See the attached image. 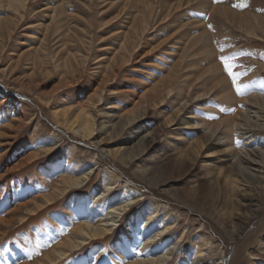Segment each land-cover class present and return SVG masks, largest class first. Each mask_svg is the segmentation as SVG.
I'll use <instances>...</instances> for the list:
<instances>
[{"label": "rangeland", "instance_id": "rangeland-1", "mask_svg": "<svg viewBox=\"0 0 264 264\" xmlns=\"http://www.w3.org/2000/svg\"><path fill=\"white\" fill-rule=\"evenodd\" d=\"M249 26L260 36L251 35ZM200 52L199 61L190 63V55ZM210 65L221 67L223 84L245 99L242 105L238 101L234 109L231 101L221 107L226 100L216 95L219 87ZM261 65L264 0H26L21 9L0 0V235L7 231L0 239V264L48 261V244L62 240L63 229L88 221L89 205L99 210L119 204L127 185L143 194L114 235L88 245V261L95 258L92 250L104 247L101 264H116L120 240L144 230L137 237L140 243L157 230L165 214L149 220L148 205L158 202L179 215L175 231L164 233L168 244L176 245L169 264H195L200 230L211 237L208 253L218 256V264L223 254L234 257L239 249V264H264V182H249L245 173L233 169L237 154L242 167H250L249 158L264 167V156L251 154L254 149L264 152V146L239 140L248 127L260 133L264 129ZM177 85L184 90L177 93ZM66 109L89 110L96 121L94 133L87 137L70 127L56 113ZM173 116L198 128L184 123L170 127ZM156 127L160 130L152 147L145 137ZM191 141H203L194 163L211 175L212 189L220 196L228 191L225 202L216 204L218 215L195 209L174 194L197 185L193 170L168 165ZM119 148L135 161L125 164L108 152ZM241 152L249 157L243 160ZM93 166L84 187L70 188L54 204L32 211L42 203L37 202L39 193L59 192L70 176ZM107 168L119 182L97 202ZM145 169H154L162 187H151L134 174ZM223 176L233 183L224 185ZM248 208L257 211L250 221L244 214ZM10 210L14 213L7 216ZM24 216L30 218L22 224ZM184 230L188 236L179 241ZM84 254L76 252L60 264H76Z\"/></svg>", "mask_w": 264, "mask_h": 264}, {"label": "bare ground", "instance_id": "bare-ground-1", "mask_svg": "<svg viewBox=\"0 0 264 264\" xmlns=\"http://www.w3.org/2000/svg\"><path fill=\"white\" fill-rule=\"evenodd\" d=\"M23 1L25 2L26 0H20V1L19 0H10V3L15 5L17 9H21V7L23 5ZM246 20L248 21L247 18H246ZM249 33L251 35L256 36V37L260 36L257 34V30H255L254 28H251L250 26H249ZM193 48H191V49H193ZM203 48L204 47L199 46L198 49H203ZM210 49L214 51L213 48H210ZM200 54H202V53L200 52L197 54L195 53L193 55H190L191 59H189V62L190 63H195V62L197 63L196 60L199 61V59H200L199 55ZM220 68L221 67H219V65H210L207 69H208L209 73L211 74V76L213 77L214 81L217 80V81H215V85H218V87H219L218 90H216L217 97L219 99L226 100V103L221 105V107L230 106L231 101H233V102H235V104L232 106H234V109H235L237 104H238L236 102L239 101V103L242 105L245 102V99H239V97L237 98L238 92H236V90H231L229 88V86H226L223 84V81H222L223 78L221 77V75L223 76V74L220 72V71H222V70H220ZM260 68L264 70V65H261ZM181 78H183V77L181 76ZM170 82H172V81H170ZM236 83H238V82H236ZM168 86H169L168 90L171 91L173 84L170 83ZM187 87H189V85ZM182 90H184V88H181L180 85H177V93L182 91ZM248 100L250 101L251 98H248ZM154 102H155V104L157 103L156 100ZM257 102H258V100H257ZM253 103H254V100H253ZM217 105H219V103ZM251 105L253 107H255L254 104L251 103ZM258 107L260 108V106H258ZM214 108H215V106H212L211 110L215 111L216 109H214ZM208 109H210V108H208ZM232 109H233V107H232ZM16 110L17 109H14V107H13L12 112H15ZM9 111H10V109L8 107L5 112L8 113ZM56 113H58V114L62 113L64 121H66V123L70 127H72L73 129L80 130L84 136H87V137L91 136L96 129V121L93 119V117H91V115L89 114V110H87V109H83L78 113L71 112L68 109L62 110V111H59ZM211 113H213V112H211ZM226 118H225V120H227ZM182 121H184V122H182ZM168 123H169L170 127L172 125L178 124V126H176L178 128L179 126H182V124L184 123L185 127L189 126V127H193V128H198V126H196V125L191 126L192 123H190L189 120L177 119L175 116H173L169 120ZM225 124H227V123H225ZM159 130H160V127H156L155 130L152 131L151 135L148 134V136L145 137L146 140L149 139V141H152L151 142L152 147L157 142L156 137H157V132H159ZM260 130L262 131V133L248 127L246 132H245V133H247L246 136H241L239 139L240 142H242L241 145H252V144L259 145V144H262L264 146V129H260ZM179 134H181V133H179ZM208 142H209V140H208ZM210 142L212 144V140ZM98 143L100 144V143H104V142L102 140V141H99ZM202 143H203V141H202ZM202 143L197 142V141L195 143V142L191 141V144L188 147H186V151L180 153L179 156L175 160H173L172 162H169L168 165L171 167L174 165H177L178 168H179V166L181 168H184L186 172H189L192 170L195 172V177L198 178L197 182H195V183H197V185H195L193 187V189L184 188V189L179 190L177 188L178 190L174 194L180 196L185 202H188V205L192 206L193 208L199 209V210L204 211V212H206L208 210L209 212H207V213H210L213 215V213H217L216 212V204H218L219 199H222L221 201L225 202L226 198H228L229 195H228V191L226 188H225L226 189L225 193H221L222 197L220 195H218V193H216L212 189V186H211L212 182H210V176L211 175L207 174V172L205 171L206 169L204 167H201L204 165H200V166L195 165L194 161H196L198 155L200 154V152L204 146V144H202ZM56 146H57V143H55L53 147H56ZM225 149H227V148H225ZM54 150L55 149H53L51 151L53 152ZM254 151H255L254 153L253 152L251 153L254 156H256V157L264 156V152L262 150L254 149ZM108 152H110L113 157L119 159L121 162H123L125 164H132L135 161L133 159V157L130 158L125 151L121 150V148L111 149V150L108 149ZM243 153H246V154H243ZM243 153L241 152V156H243V160H244V157H249V153H247V152H243ZM234 154H235V152H234ZM234 158H237V159L233 162V169H237L238 172L245 173V175L248 176L247 181L256 182L257 185H259V183L264 182V170H262V169H264V167H263L261 162L257 161L255 158H253V159L249 158L247 160V162H249L250 167H246V166L242 167V165H241L242 161H240V156H238V154H237L234 156ZM251 165H253V166H251ZM223 168H224V166H223ZM93 169H95L94 166L89 170L81 171V173H79L77 176L75 174L70 176L69 179L65 180V184H64L65 186L63 188H59V190H60L59 192H53L50 194L39 193V195L37 197V202L40 203V201H42V203H40V205L37 208L34 207L32 209V211H36V209H41L43 207H46L49 204H54L56 202L55 200L62 197L64 194H66L70 188L84 187L86 184H88L89 180L91 179V171ZM107 170L108 171H106V173L104 174L105 175V180H104L105 181V184H104L105 189L95 195V196H97L96 199L97 200L99 199V201H97V202H100L101 199L105 198V196L107 194H109L110 191L114 187H116L115 185L117 184V182H119L118 176L115 174V172L114 171L112 172L109 168H107ZM225 170H227V169H225ZM153 171H154V169H145L143 171H136V173H134V174L136 176H138L140 178V180H144V181H146V183H149L148 185H150L151 187H153V185L154 186L157 185V186L162 187V183L158 182V177ZM110 172H111V174H110ZM219 173L223 174V172H220V171H219ZM184 174H185V172H184ZM205 176H207V177L205 178ZM223 177H225V176H223ZM221 178H222V175H221ZM228 179H229V176H226L224 179V181H225L224 185L225 184L227 185L229 183H233L231 179L230 180H228ZM134 182H137V181L134 180ZM224 185H223V187H224ZM223 187H220V188H223ZM137 190H136L135 186L127 185L126 186V194L127 195L124 197V199L121 202H119V204H116V205L110 204V207H108V208L105 207L104 209H99V210L97 209L96 210V209H93L91 207V205H89L86 209L87 213L85 214V216L88 218V221L79 223L77 226H74L73 228L68 227L67 229H63L60 232L62 240H59L55 243L50 242L48 244L50 246L51 251H52L51 254L49 253L51 259L44 262L43 264H60L64 259L69 258L71 255H73L76 252H79L80 255L81 254L83 255L86 252V248L88 247V245H96L98 241L114 235L117 231V228L121 225V220H122L123 216L127 212L131 211L130 205L134 204L136 201H138L137 198L143 194V193H137ZM234 190H235V188L233 187V191ZM152 192H154V191H152ZM142 198L143 197H141L139 200H141ZM219 203H220V201H219ZM18 205L20 206V204H18ZM19 206H17V207H19ZM162 206L163 205L159 204L158 202H153L152 204L148 205V209L150 210L149 217H148L149 220L153 219V217H155L156 215H158L162 211L165 214L164 219L160 223L157 230L149 232L147 237H144V239L140 243L137 242V237L139 236V238H142L144 236V234L146 233V232H144V230H139L137 232V235L131 234L127 240H124V241L120 240L118 242V251L115 254L116 264H169L170 260L175 257L174 255L176 253V245L175 244L174 245L168 244L167 239H166L167 236L164 237V233L167 232L168 235H170L172 232L175 231V226L177 223L176 221L178 220L179 215L172 213L169 210L170 208L169 209L166 207L163 208ZM195 209H193V210H195ZM245 212H244V214L247 215V217L249 218L248 221H250L252 219V217H254L256 215L257 211H256V209L253 210V209L248 208L247 210H245ZM13 213H14V211L10 210L9 212L6 213V215L11 216ZM220 213L222 214V212H220ZM34 214H37V213H34ZM218 214L219 213H217V215ZM37 215H39V213ZM29 218L30 217H26V216L21 217L20 222L23 224L24 221L26 220V222H27L29 220ZM1 219H2V217H1ZM151 227H152L151 225L148 226V228H151ZM6 234H7V231H4V233H2V235H0V239H3ZM187 236H188V231L184 230L182 235L179 237V241H184ZM158 238L162 239V240L154 242L155 239H158ZM211 243H212L211 237L208 235L207 231L205 232L203 230H200L198 235H197V246L195 249L196 257L194 259V260H196L195 264H205L208 259H210V261H209L210 264H218V262H217L218 256L214 257L211 255V253H208V251H209L208 247L211 245ZM124 244L127 246V248L124 247ZM44 249H46V247ZM48 249H49V247L46 250H48ZM103 249H104V247L96 248L95 250H92L91 253H92V255H95V258L93 256L91 261H88V256L84 254V256H82L79 260H77L76 264H101L102 260H100L99 257L102 256L103 253H101V252L103 251ZM206 250H207L208 256H205ZM236 253L237 254H235L234 257H233L232 252L223 254L222 255L223 260L219 264H239L241 256H242V251L239 249L236 251ZM15 256H16V254L13 255V258ZM20 258L23 259L22 256H20ZM15 259L16 258H14V261H15ZM102 259H103V257H102ZM104 264H114V262L112 261L111 263L108 262V263H104Z\"/></svg>", "mask_w": 264, "mask_h": 264}, {"label": "snow or ice", "instance_id": "snow-or-ice-1", "mask_svg": "<svg viewBox=\"0 0 264 264\" xmlns=\"http://www.w3.org/2000/svg\"><path fill=\"white\" fill-rule=\"evenodd\" d=\"M225 67L228 69L229 74L233 77V80H235L236 74L232 72L231 65L227 64L226 58H225ZM237 91H239V88H237Z\"/></svg>", "mask_w": 264, "mask_h": 264}]
</instances>
